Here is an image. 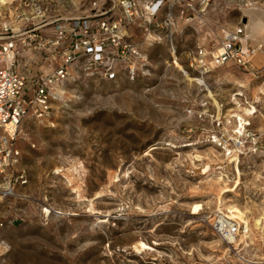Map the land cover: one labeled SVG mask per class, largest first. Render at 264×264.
<instances>
[{"label": "rangeland", "instance_id": "obj_1", "mask_svg": "<svg viewBox=\"0 0 264 264\" xmlns=\"http://www.w3.org/2000/svg\"><path fill=\"white\" fill-rule=\"evenodd\" d=\"M209 1L205 20L226 31L252 16L264 20V0ZM95 3L111 5L0 0V9L13 15L42 8L49 18H72L91 14ZM163 21L154 22L148 34L156 41L147 49L139 23L128 27L130 43L149 58L139 79L107 81L75 69L55 117L23 123L17 146L28 182L0 194V264H239L210 227L224 187L233 191L222 211L249 210L253 242L263 250L264 226L255 229L264 215L263 79L230 65L200 86L190 60L211 29L177 22L176 30ZM246 31L264 58V34ZM253 64L263 75L264 59ZM239 123L260 137L256 154L237 155L232 135ZM223 133L230 141L221 147ZM137 242L154 251L137 253Z\"/></svg>", "mask_w": 264, "mask_h": 264}, {"label": "built area", "instance_id": "obj_2", "mask_svg": "<svg viewBox=\"0 0 264 264\" xmlns=\"http://www.w3.org/2000/svg\"><path fill=\"white\" fill-rule=\"evenodd\" d=\"M108 1L109 7L95 3L91 14L72 18H49L42 8L32 12L15 10L13 15L0 9V176L2 187L11 188L0 187L2 196L12 195L16 185L28 182L25 172L19 169L21 152L17 146L23 123L31 119L44 123L55 117V104L63 97V87L75 79V69L107 81L123 77L135 81L145 72L149 58L138 45L130 43L128 27L139 23L147 34L151 33L154 22L162 15L163 24L168 26L177 22L200 25L210 2ZM119 10L124 18L113 15ZM261 49L259 45L251 46L243 26L237 27L222 39L210 38L207 44L200 45L190 60V68L202 87H207L218 70L227 66L247 70L253 78L263 79L264 95V74L253 64ZM241 125L232 135L237 155L256 154L260 137L247 135ZM224 134L216 139L221 147L230 141V136ZM227 214L217 211L212 215L213 234L233 251L239 264H264V247L260 252L256 249L251 228Z\"/></svg>", "mask_w": 264, "mask_h": 264}, {"label": "bare ground", "instance_id": "obj_3", "mask_svg": "<svg viewBox=\"0 0 264 264\" xmlns=\"http://www.w3.org/2000/svg\"><path fill=\"white\" fill-rule=\"evenodd\" d=\"M246 13H249L251 14L253 12V10H247L245 11ZM205 26H208L209 29H211V31L208 33V37L206 39H204V37H201L203 38L204 40H202L199 45H205L207 44L208 40L210 38H214L216 36H223L227 31L222 28V27H219L215 24H213L212 22H210L208 19H206L202 25H197L195 27V30L197 32L201 31ZM246 28L247 30L253 35V36H257L259 34H264V20L262 19H259L258 17H251L250 21L248 22V24L246 25ZM175 29L177 30L178 27L177 25L175 26ZM210 36V37H209ZM147 38L145 39L146 41L144 43H142L143 47L145 49L153 46V42L156 41L155 37L152 35V34H149L146 36ZM257 59V61L259 62H262V60L264 59L263 56L260 54V53H257L256 56H255V60ZM65 96H63L62 98L64 99ZM239 172V171H238ZM237 188V187H236ZM235 188V189H236ZM1 189H5V190H10L11 188L10 187H1ZM234 189V190H235ZM233 190L232 189H229L228 187H224V188H221V190L219 191L218 193V196L220 198V207H219V210L220 213H224L226 214L224 211H222L221 209V205L223 203V197L226 193H230L232 192ZM102 193H99V197H102ZM228 202H231V201H228ZM202 209V207L200 205H197L194 207V215H198L199 214V211ZM250 211L247 210V209H240L237 205H230L228 206V216L233 218V219H239L240 221L242 220V222L246 223L249 227L250 225L248 224V215H249ZM243 220H246V221H243ZM264 226V215H262V217L260 216V219H258L256 221V224H255V229L256 230H260L263 228ZM263 235H264V232H263ZM264 239V237H263ZM133 248L137 251V253L139 254H142L146 251H154L153 248L147 244H145L144 242H137L136 245L133 246Z\"/></svg>", "mask_w": 264, "mask_h": 264}, {"label": "crops", "instance_id": "obj_4", "mask_svg": "<svg viewBox=\"0 0 264 264\" xmlns=\"http://www.w3.org/2000/svg\"><path fill=\"white\" fill-rule=\"evenodd\" d=\"M245 29L247 30L246 26L244 25ZM257 43L251 42V46H255ZM262 48V47H261ZM261 54V53H260ZM257 68V67H256Z\"/></svg>", "mask_w": 264, "mask_h": 264}]
</instances>
